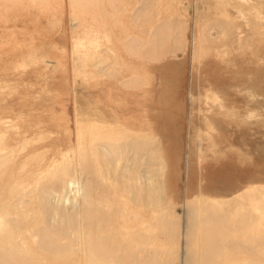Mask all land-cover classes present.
Masks as SVG:
<instances>
[{
  "label": "rangeland",
  "instance_id": "obj_1",
  "mask_svg": "<svg viewBox=\"0 0 264 264\" xmlns=\"http://www.w3.org/2000/svg\"><path fill=\"white\" fill-rule=\"evenodd\" d=\"M149 1L0 0V264H264V243L247 242L264 219L232 221L221 202L264 187V0H182L176 12L172 0ZM170 17L187 25L177 57L129 49L128 38L145 40ZM212 23H228L227 38L214 26L209 42H196L199 26ZM195 44L205 51L198 57ZM132 74L147 85L121 86ZM65 171L76 175L72 192L85 178L117 193L92 205L117 210L95 222L103 237L126 232L118 251L101 245L106 255L87 259L82 216L76 243L47 217ZM130 175L133 198L123 184ZM71 191L67 203L80 207L83 196ZM203 196L216 203L212 222L186 246L187 204ZM45 239L66 251L49 252Z\"/></svg>",
  "mask_w": 264,
  "mask_h": 264
},
{
  "label": "bare ground",
  "instance_id": "obj_2",
  "mask_svg": "<svg viewBox=\"0 0 264 264\" xmlns=\"http://www.w3.org/2000/svg\"><path fill=\"white\" fill-rule=\"evenodd\" d=\"M140 1V0H139ZM144 1V0H143ZM148 2L149 0H145V2ZM247 1V0H246ZM141 2H142V0H141ZM140 2V3H141ZM144 3V2H143ZM142 3V4H143ZM149 3H150V1H149ZM160 3H161V0H160ZM160 5V4H159ZM169 5V4H168ZM183 5V3L181 2V0H172V2H171V4L169 5V7H168V10H170V11H175L176 12V10H177V8H180L181 6ZM120 6V5H119ZM161 6V5H160ZM158 7V8H161V7ZM117 8H118V6H117ZM121 8V7H120ZM143 8V7H142ZM141 8V9H142ZM263 8V7H262ZM143 10V9H142ZM116 11V10H115ZM144 11V10H143ZM118 12V11H117ZM121 12V11H120ZM138 12H140V9H139V11ZM150 12V11H149ZM135 13V12H134ZM134 13H133V15H134ZM141 13V12H140ZM140 13H138V14H140ZM153 13V12H152ZM176 16H177V14H175ZM137 16V15H136ZM143 16H146L145 14L143 15ZM152 16V15H151ZM150 16V17H151ZM157 16V15H156ZM133 17V16H132ZM138 17V16H137ZM139 18V17H138ZM140 18H142V17H140ZM164 18V17H163ZM172 17H170L168 20H166V21H162V19H161V23H160V25L159 26H155V28H153L152 30H151V36H150V38L148 39V40H144V41H142V40H140V39H136V38H128L127 39V45H129L128 47H129V49L131 50H135V51H138V50H140L141 51V53H143L142 52V50L144 51V53H146V54H152L153 56H155V60H157V61H161L162 59L163 60H165L166 59V57L167 56H171V57H177L176 55L180 52V51H182L183 52V49L185 48V43H181V40H182V34L184 33V28L183 27H186L187 25L186 24H184V25H179V24H177L176 22H173L172 21ZM144 20V19H143ZM158 20H160V19H158ZM179 20V19H178ZM178 20H177V22H178ZM146 21V20H145ZM159 24V23H158ZM142 26V25H141ZM214 26H218V29H221L222 30V38H224L225 36L224 35H227L228 36V34L230 33V31H229V24L228 23H219L218 25H217V23H212V26H208V28H207V26H199V32H198V36L195 38V41L196 42H203V43H205V42H209L210 41V38H213V37H210L209 38V31L214 27ZM145 28V27H144ZM187 28V27H186ZM135 29V28H134ZM142 29V28H141ZM212 31V30H211ZM240 33V32H239ZM178 34H180V36H177ZM224 34V35H223ZM177 36V37H176ZM224 36V37H223ZM242 36V35H241ZM225 38H227V37H225ZM185 40V39H184ZM183 40V41H184ZM218 42L220 41V42H222V40H218V39H216ZM240 40V39H239ZM241 41V40H240ZM187 42V41H186ZM212 44V43H211ZM187 45V44H186ZM128 49V48H127ZM187 49V48H186ZM194 57H198L200 54H202L201 52H205L203 49H201L199 46L198 47H196V44H195V47H194ZM201 50V51H200ZM139 51V52H140ZM140 53V55H142ZM206 54V53H205ZM98 58V57H97ZM89 59V58H88ZM142 59V58H141ZM151 59V58H150ZM195 59V58H194ZM152 60V59H151ZM104 62V61H103ZM104 64V63H103ZM111 65V64H110ZM114 65V64H113ZM97 67V66H96ZM101 67V66H100ZM99 69V68H98ZM102 73V72H101ZM104 73V72H103ZM106 73V72H105ZM112 73V72H111ZM111 77V76H110ZM145 85H146V83H145V81L143 80V79H141V78H134V77H131V78H129L128 80H126V81H124L123 82V84H122V86L124 87V88H127V89H136V88H140L141 86H144L145 87ZM87 112H89V111H87ZM87 112H85V113H87ZM93 112V111H92ZM91 112V113H92ZM84 113V114H85ZM91 113H89V114H91ZM95 114H96V112H95ZM92 116H93V114H92ZM105 117V116H104ZM108 118V117H107ZM102 119V118H101ZM104 119V118H103ZM102 119V120H103ZM98 120V119H97ZM110 121V120H109ZM112 122V121H111ZM106 123V122H105ZM108 129V128H107ZM111 131V130H110ZM115 144V143H114ZM152 144V143H151ZM128 147H129V145H128ZM135 147V146H134ZM118 148V147H117ZM109 149V148H108ZM129 149V148H128ZM125 150V149H124ZM131 151V150H130ZM135 151V150H134ZM146 152H148L147 150H146ZM107 153H109V152H107ZM147 154V153H146ZM112 156H114V155H112ZM125 156V155H124ZM127 156H129V155H127ZM126 156V157H127ZM134 156V155H133ZM136 156H137V154H136ZM111 157V156H110ZM152 157V156H151ZM135 158V157H134ZM129 159V158H128ZM146 159V158H145ZM129 161V160H128ZM83 162V161H82ZM145 162H147V159L145 160ZM86 163V162H85ZM112 163H115V162H113V160H112ZM152 163H153V161H152ZM160 163V162H159ZM83 164V163H82ZM127 164V163H126ZM131 164H132V162H131ZM144 164V163H143ZM146 164V163H145ZM158 164V163H157ZM86 165H87V163H86ZM85 165V166H86ZM122 165V164H121ZM120 165V166H121ZM115 166V165H114ZM113 166V167H114ZM118 166V165H117ZM140 166V165H139ZM87 167V166H86ZM95 167V166H94ZM102 167V166H101ZM100 167V168H101ZM130 166H128V168H129ZM85 168V167H84ZM92 168V167H91ZM99 168V167H98ZM99 168V169H100ZM139 168V167H138ZM160 168V167H159ZM72 169H74V168H72ZM71 169V170H72ZM81 169H83L82 168V166H81ZM85 169H88V168H85ZM93 169V168H92ZM116 169H117V167H116ZM115 169V170H116ZM125 169V168H124ZM123 169V170H124ZM100 170H103L102 168L100 169ZM119 170V169H118ZM117 170V171H118ZM122 170V169H121ZM137 170V169H136ZM149 170V169H148ZM70 171V170H69ZM94 171V170H93ZM89 172V171H88ZM104 172H107L106 170L104 171ZM104 172H102V176H103V173ZM142 172V171H141ZM157 172H159L158 170H157ZM85 172H84V170H83V174H84ZM99 173H100V171H99ZM122 173V172H121ZM94 174V173H93ZM118 174V173H117ZM123 174V173H122ZM132 174V173H131ZM64 175H66L68 178H63V176ZM95 175V174H94ZM57 176H59V179L60 180H62L61 181V187L60 186H56V188H50V193L51 194H59V193H63V194H59V196H58V199H57V196H56V201L55 202H53V203H51L52 205L50 206V207H46V208H44L43 207V210H44V212L46 213V215H47V213H48V211H50V213L51 214H49V215H47V217H49V218H51V220L54 218V220H52V222L56 225V226H58L59 228L57 229V230H60V231H65V232H67V235L68 236H74V239H73V241L76 243L77 242V238H78V235H75V231H74V228L76 229V232L77 231H79V228H78V221H80L81 220V218H80V216H82V220H83V227L85 228V236L87 237V242H86V244H85V247H86V256H87V259H90V252H94L95 254H96V256H98V257H100V256H102V255H106V253H104L105 251H103V249H102V246L101 245H108V246H110L112 249H114V251L115 250H117L118 251V249L117 248H119L120 246H121V244L124 242V240H127V239H122V237L120 236L119 237V235H121V234H125L126 232H124V233H122V231H121V234H118V233H113V234H111V235H109V237H103V236H101L100 235V230H101V226H98V224H96L97 223V221L95 222V220L99 217L100 219H104V221L105 220H109V217L110 216H112L113 214H117V210H115V209H119V208H117V206L114 204V206H115V208H113L112 210L115 212V213H112L113 211H111V213H112V215L106 210V209H104V207H102L101 205H100V207H102V209L99 207V208H94L93 207V203L95 204V202H96V205H97V202L100 204V203H104V202H106L107 200L105 199V198H107V197H111V195L112 194H110L111 192L110 191H106V190H102V188L104 189V187L106 186L105 184H101L100 182L99 183H97V182H94L93 183V181L91 182H86L85 181V178H84V181H82L81 182V185H80V187L78 188H76V190H75V192H72L73 190H74V188L73 187H75V185H77V183L75 182V177H76V175L75 174H73V175H71L70 173H67V171H65L64 173H61L60 175H58L57 174ZM81 176H83L82 174H81ZM96 176V175H95ZM106 176H107V174H106ZM123 176H125V175H123ZM131 176V175H130ZM124 177L123 178V184H124V186L125 187H127V190H128V188H129V195L131 194L132 196V198H133V195H134V192H135V188H136V184H135V179L131 176V177ZM61 177V178H60ZM88 177V176H87ZM97 177H98V175H97ZM100 177V176H99ZM142 178V177H141ZM140 178V179H141ZM57 179V178H56ZM91 179V178H90ZM99 179V178H98ZM144 179V178H143ZM147 179V178H146ZM115 180V179H114ZM145 180V179H144ZM98 181H101V179L100 180H98ZM117 181H118V179H117ZM144 182V185H140V187L143 189V187H145L146 185H145V181H143ZM150 182V181H149ZM51 183V182H50ZM55 183H56V181H54L53 182V184H52V187L55 185ZM58 184V183H57ZM115 184V183H114ZM140 184H142L141 182H140ZM48 185V184H47ZM105 185V186H104ZM78 186V185H77ZM108 186V185H107ZM113 186V185H112ZM117 186V185H116ZM150 187V186H149ZM140 188V189H141ZM152 188V187H151ZM71 189H72V191H71ZM106 189V188H105ZM110 189V188H109ZM116 189V188H115ZM115 189L113 190V191H115ZM98 190V191H97ZM70 191L72 192V193H74L75 194V196L77 195H81V198H82V196H83V198H82V200H83V202L81 203V206L79 207H77V202H73L72 204H70V202L69 203H67V201H66V197L68 196V194H70V195H72L71 193H70ZM112 191V190H111ZM119 191V190H118ZM116 192V191H115ZM138 191H136V193H137ZM141 192V191H140ZM244 192V191H243ZM113 193V192H112ZM46 194H49V192H47ZM74 194H73V196H74ZM105 194H106V196H105ZM144 195V194H143ZM116 196H118L117 195V193H116ZM116 196L115 197H111L113 200H117L116 199ZM152 196V195H151ZM110 198V199H111ZM131 198V199H132ZM86 199H88V200H86ZM109 199V198H108ZM119 199V198H118ZM143 199H144V197H143ZM54 200H55V198H54ZM85 200V201H84ZM196 200V198H194V199H192L191 201H189V203L187 204V213L186 214H188V216H189V218H190V225L188 226V227H185V229H186V235H185V240H186V246H187V244L189 245V243L191 242L190 241V238H192V232H194L195 231V234H196V236H197V238L198 239H200L201 240V238H202V240H204V236H203V230H200L201 228L200 227H202V225H204V223L205 222H207V223H209L210 221L212 222V213L214 212L213 211V208H214V206L216 205V203L214 202V200H212L211 198H208V197H202V199L198 202V203H194V201ZM58 201V202H57ZM121 201V200H120ZM156 201V200H155ZM109 202V201H108ZM144 202V201H143ZM222 203H225V205H223L224 206V208L222 209V211H224L225 209L227 210V209H231V210H233L235 213H234V215H233V217H232V221H239V220H243V221H245L246 223H247V225H252L253 224V222L254 221H257L258 219H260V220H263L264 219V187H259V188H257V189H255V190H253V189H250V190H248V191H246V192H244V193H242V194H239V195H237V196H235L234 198H232L231 200H222L221 201ZM132 203V202H131ZM47 204V203H46ZM99 204L96 206V207H98L99 206ZM136 204V203H135ZM143 204V203H142ZM163 204V203H162ZM103 205V204H102ZM139 205V204H138ZM106 206H108V205H106ZM136 206H137V204H136ZM109 207V206H108ZM140 207V206H139ZM109 208H112L111 206L109 207ZM200 208H203L204 210V214H205V218L203 217V216H201L200 215V213H199V210H200ZM121 209V208H120ZM119 209V210H120ZM144 209V208H143ZM236 211H235V210ZM79 210V211H82V212H80V215L78 214V212L77 211ZM101 210V211H100ZM102 210H104V211H102ZM145 210V209H144ZM52 211V212H51ZM96 211H98V212H96ZM119 212V211H118ZM201 212V211H200ZM45 213H43V215H45ZM161 213V212H160ZM159 214V213H158ZM158 214H156V215H158ZM168 214V213H167ZM222 214H224V212H222ZM79 215V216H78ZM127 215L128 216H130L131 217V213H127ZM169 216V215H168ZM122 217H124V214H122ZM126 217V216H125ZM135 217H136V215H135ZM139 218L141 217V216H138ZM226 216L225 215H222V218H225ZM235 217V218H234ZM45 218V217H44ZM138 218V219H139ZM164 218V217H163ZM185 218V217H184ZM111 220V219H110ZM123 220V219H122ZM170 220H172V219H170ZM169 220V221H170ZM140 221V220H139ZM153 221V220H152ZM163 221V220H162ZM187 221V220H186ZM111 222V221H110ZM109 222V223H110ZM136 222V221H135ZM119 223V222H118ZM117 223V224H118ZM156 223V222H155ZM135 224V223H134ZM161 224V223H160ZM172 224V223H171ZM231 224H232V222H231ZM10 225V224H9ZM110 226H111V224H109ZM127 225V224H126ZM173 225H175V224H173ZM226 225V224H225ZM224 225V226H225ZM103 226V225H102ZM105 227H106V225H104ZM103 226V227H104ZM149 226V225H148ZM147 225L144 227L145 229H147V227H148ZM152 226H154V225H152ZM166 226V225H165ZM168 226V225H167ZM166 226V227H167ZM171 226V225H170ZM186 226H187V224H186ZM238 226V225H237ZM236 226V227H237ZM108 227V226H107ZM161 227V226H160ZM235 227V228H236ZM43 228V227H42ZM174 228V227H173ZM179 228V227H178ZM180 229V228H179ZM234 229V228H233ZM42 230V229H41ZM56 230V231H57ZM139 230V229H138ZM159 230H161V229H159ZM127 231V230H126ZM41 232V231H40ZM39 232V233H40ZM136 232V231H135ZM174 232H175V230H174ZM179 232V231H178ZM47 233V232H46ZM73 233V234H72ZM102 233V232H101ZM163 233V232H162ZM42 234V233H41ZM49 234H51V233H49ZM164 234H165V232H164ZM168 234V233H167ZM194 234V235H195ZM39 235V234H38ZM166 235V234H165ZM212 233H211V235H210V238L212 239ZM58 236H59V234H58ZM161 236V235H160ZM146 237V236H145ZM164 237H166V236H164ZM173 237V236H172ZM193 237H195V236H193ZM56 238V237H55ZM80 238V237H79ZM174 238H175V236H174ZM179 238H180V236H179ZM110 239H112L113 240V243H112V241H110ZM146 239V238H145ZM168 239H170V238H168ZM213 239L215 240V241H217L218 242V239H216L214 236H213ZM166 240V239H165ZM172 240V239H171ZM176 240V239H175ZM178 240V239H177ZM176 240V242H178ZM197 240V239H196ZM210 240V239H209ZM254 240H259L260 242H262V243H264V227L263 226H258L257 228H256V231L253 233V234H251V236L248 238V243H252ZM108 241H110L109 243H108ZM173 241V240H172ZM195 241V240H194ZM44 242L47 244V247H46V249H48V251L49 252H51V253H55V250L57 251V249H58V253H62L65 249L63 248V245L65 244V242L63 243V244H60L59 242L57 243V239H53V240H47V239H45L44 240ZM67 242H69V240L67 241ZM134 242V241H133ZM126 243V242H125ZM192 243V242H191ZM67 244V243H66ZM171 244V243H170ZM194 244V243H193ZM111 245H113V246H111ZM191 245V244H190ZM201 245H203V242H202V244ZM125 247H127V245H124ZM133 246V245H132ZM179 246V245H178ZM227 246H230V244H227ZM202 247V246H201ZM203 247H204V245H203ZM206 247V246H205ZM75 248H76V246H75ZM124 248V247H123ZM45 249V250H46ZM133 249L135 250V248L133 247ZM184 249V248H183ZM129 250V249H128ZM153 250V249H152ZM151 250V251H152ZM171 250V249H170ZM176 250V249H175ZM185 250H186V247H185ZM213 250V249H212ZM66 251V250H65ZM106 251L108 252V251H112L111 249H106ZM113 251V252H114ZM150 251V252H151ZM192 251H193V249H192ZM203 251H204V249H203ZM202 251V252H203ZM69 252V251H68ZM77 251L76 250H74L73 251V254H75ZM144 252V251H143ZM118 253V252H117ZM135 253V255H137L138 253L140 254V251L137 253L136 251L134 252ZM137 253V254H136ZM173 253H174V251H173ZM177 253H178V250H177ZM188 254V256H187V258L189 259V258H192V256H191V254H190V252L188 251L187 252ZM192 253H194V252H192ZM198 253H199V251H198ZM126 254V253H125ZM138 254V255H139ZM200 254V253H199ZM199 254H197V255H199ZM202 254V253H201ZM204 254V253H203ZM240 254V253H239ZM66 255H68V254H64L63 256H66ZM144 255V254H143ZM171 255V254H170ZM173 255V254H172ZM177 255V254H176ZM108 256V255H107ZM121 256H123V255H121V254H118L117 255V260L118 259H121ZM182 256H184V255H182ZM186 256V255H185ZM191 256V257H190ZM204 256H206L205 254H204ZM112 257H114V256H112ZM128 257H129V255H128ZM139 257H141L140 255H139ZM144 257H146L147 258V256H144ZM172 257V256H171ZM171 257H170V259H171ZM178 257V256H177ZM196 256L194 255V258H195ZM109 258V257H108ZM124 258V257H123ZM122 258V259H123ZM126 258L127 257H125V260H126ZM185 258V257H184ZM186 258V259H187ZM198 258H199V256H198ZM101 259V258H100ZM110 259V258H109ZM109 259H101V260H104L105 262L107 261L108 262V260ZM137 259V258H136ZM158 259V258H157ZM168 259V258H167ZM169 259V260H170ZM193 259V258H192ZM116 260V259H115ZM125 260H123V261H120V262H124ZM129 260V259H128ZM133 260V259H132ZM145 260V259H144ZM143 260V261H144ZM182 261H183V259H181ZM190 260V259H189ZM205 260V259H204ZM137 261H139V260H137ZM149 261H150V259H149ZM148 261V262H149ZM160 261V260H159ZM173 261V260H172ZM178 261V260H177ZM181 261V262H182ZM198 261H199V259H198ZM64 262V261H63ZM93 261H92V259H90V261H89V263L88 264H91ZM96 262V261H95ZM116 262V261H115ZM120 262H117V263H120ZM126 262V261H125ZM129 262H130V260H129ZM128 262V264H131L133 261H131L130 263ZM151 262V261H150ZM153 262V261H152ZM158 262V261H157ZM165 262V261H164ZM174 262V261H173ZM184 262H186V260L184 261ZM190 262V261H189ZM192 262V261H191ZM190 262V263H191ZM197 262V261H196ZM205 262V261H204ZM59 263V262H58ZM57 263V264H58ZM138 263V262H137ZM159 263V262H158ZM168 263V262H167ZM187 264H188V262H186ZM194 263V261L192 262V264ZM198 263V262H197ZM94 264V263H93ZM127 264V263H126ZM165 264V263H164ZM171 264H172V262H171ZM182 264H184L183 262H182Z\"/></svg>",
  "mask_w": 264,
  "mask_h": 264
},
{
  "label": "crops",
  "instance_id": "obj_3",
  "mask_svg": "<svg viewBox=\"0 0 264 264\" xmlns=\"http://www.w3.org/2000/svg\"><path fill=\"white\" fill-rule=\"evenodd\" d=\"M181 1H182V0H181ZM168 7H169V6H168ZM167 10H168V9H167ZM160 23H161V22H160ZM184 24H186V23H184ZM184 24H183V25H184ZM183 28H184V27H183ZM151 30H152V29H151ZM151 30L148 32V35H147V37H146L145 40H148V39L150 38V36H151V35H150V34H151ZM184 32H185V30H184ZM177 36H180V34H178ZM177 36H176V37H177ZM136 39H138V38H136ZM140 40L144 41V39H140ZM131 51H132V52H137V51L132 50V49H131ZM138 51H140V50H138ZM142 51H143V50H142ZM143 53H144V52H143ZM143 53H142V54H143ZM143 55H144V56H147V57H148L149 55H151V56H152V60L155 59V56H153L152 54H146V55H145V53H144ZM143 55H140V56L142 57ZM148 58H149V57H148ZM149 59H150V58H149ZM131 77H134V78H141V77H139L138 74H132ZM131 77H130V78H131ZM128 79H129V78H128ZM128 79L122 80L121 83H120L121 86H122L123 82L126 81V80H128ZM141 79H143V78H141ZM143 80L145 81V79H143ZM146 82H147V81H145V83H146ZM146 85H147V83H146ZM126 89H127V88H126ZM136 89H137V88H136ZM131 90H135V89H131Z\"/></svg>",
  "mask_w": 264,
  "mask_h": 264
}]
</instances>
